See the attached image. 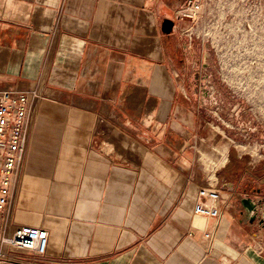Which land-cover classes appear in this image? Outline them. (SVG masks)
I'll list each match as a JSON object with an SVG mask.
<instances>
[{
  "label": "crops",
  "instance_id": "0c3cea01",
  "mask_svg": "<svg viewBox=\"0 0 264 264\" xmlns=\"http://www.w3.org/2000/svg\"><path fill=\"white\" fill-rule=\"evenodd\" d=\"M183 1L0 0V86L44 95L8 207L48 231L35 264H264L239 204L264 199V169L205 164L188 47L161 30ZM200 187L220 192L218 219L194 214Z\"/></svg>",
  "mask_w": 264,
  "mask_h": 264
},
{
  "label": "rangeland",
  "instance_id": "374dc122",
  "mask_svg": "<svg viewBox=\"0 0 264 264\" xmlns=\"http://www.w3.org/2000/svg\"><path fill=\"white\" fill-rule=\"evenodd\" d=\"M194 1L199 9L179 18L173 32L188 47L179 78L213 137L205 164L264 169V0ZM43 98H32L30 126Z\"/></svg>",
  "mask_w": 264,
  "mask_h": 264
},
{
  "label": "built area",
  "instance_id": "2783aa9c",
  "mask_svg": "<svg viewBox=\"0 0 264 264\" xmlns=\"http://www.w3.org/2000/svg\"><path fill=\"white\" fill-rule=\"evenodd\" d=\"M199 6L187 0L174 9L171 20L176 21ZM36 91L0 86V264H35L31 257L46 256L49 247L48 231L27 224H13L8 207L13 183L27 143L29 109ZM194 204V214L202 218L218 219L221 215L220 192L217 188L200 187ZM208 237V235H205Z\"/></svg>",
  "mask_w": 264,
  "mask_h": 264
},
{
  "label": "water",
  "instance_id": "95a60500",
  "mask_svg": "<svg viewBox=\"0 0 264 264\" xmlns=\"http://www.w3.org/2000/svg\"><path fill=\"white\" fill-rule=\"evenodd\" d=\"M161 22V30L164 34L173 33L174 21L170 18H163ZM239 204L250 223L257 222L258 225L264 226V199L255 200L252 197L243 196L240 198Z\"/></svg>",
  "mask_w": 264,
  "mask_h": 264
},
{
  "label": "bare ground",
  "instance_id": "6f19581e",
  "mask_svg": "<svg viewBox=\"0 0 264 264\" xmlns=\"http://www.w3.org/2000/svg\"><path fill=\"white\" fill-rule=\"evenodd\" d=\"M123 96H124V95H123ZM35 102H36V101H35ZM125 103H126V101H125ZM30 123H31V120L29 121V126H30ZM29 126H28V127H29Z\"/></svg>",
  "mask_w": 264,
  "mask_h": 264
}]
</instances>
